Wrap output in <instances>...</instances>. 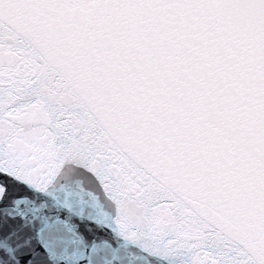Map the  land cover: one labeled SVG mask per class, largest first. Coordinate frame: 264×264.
Segmentation results:
<instances>
[{
    "label": "snow or ice",
    "instance_id": "snow-or-ice-1",
    "mask_svg": "<svg viewBox=\"0 0 264 264\" xmlns=\"http://www.w3.org/2000/svg\"><path fill=\"white\" fill-rule=\"evenodd\" d=\"M0 264H264V0H0Z\"/></svg>",
    "mask_w": 264,
    "mask_h": 264
}]
</instances>
